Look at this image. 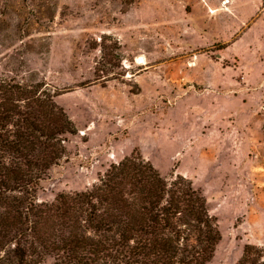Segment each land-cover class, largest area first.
Instances as JSON below:
<instances>
[{
  "label": "rangeland",
  "instance_id": "rangeland-1",
  "mask_svg": "<svg viewBox=\"0 0 264 264\" xmlns=\"http://www.w3.org/2000/svg\"><path fill=\"white\" fill-rule=\"evenodd\" d=\"M224 1L0 0V75L44 80L78 129L39 201L137 148L205 195L207 264L264 247V0Z\"/></svg>",
  "mask_w": 264,
  "mask_h": 264
},
{
  "label": "trees",
  "instance_id": "trees-1",
  "mask_svg": "<svg viewBox=\"0 0 264 264\" xmlns=\"http://www.w3.org/2000/svg\"><path fill=\"white\" fill-rule=\"evenodd\" d=\"M58 94L0 75V264H207L221 232L205 195L137 148L90 187L38 200L78 131ZM234 264H264V247L245 243Z\"/></svg>",
  "mask_w": 264,
  "mask_h": 264
},
{
  "label": "bare ground",
  "instance_id": "bare-ground-1",
  "mask_svg": "<svg viewBox=\"0 0 264 264\" xmlns=\"http://www.w3.org/2000/svg\"><path fill=\"white\" fill-rule=\"evenodd\" d=\"M229 0H225L224 2L226 3V2H228ZM211 11H214L213 9H211Z\"/></svg>",
  "mask_w": 264,
  "mask_h": 264
}]
</instances>
